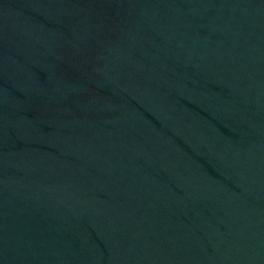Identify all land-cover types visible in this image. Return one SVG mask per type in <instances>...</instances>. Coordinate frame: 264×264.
<instances>
[{
  "label": "water",
  "instance_id": "water-1",
  "mask_svg": "<svg viewBox=\"0 0 264 264\" xmlns=\"http://www.w3.org/2000/svg\"><path fill=\"white\" fill-rule=\"evenodd\" d=\"M0 264H264V0H0Z\"/></svg>",
  "mask_w": 264,
  "mask_h": 264
}]
</instances>
